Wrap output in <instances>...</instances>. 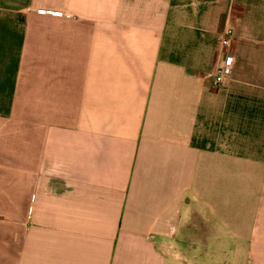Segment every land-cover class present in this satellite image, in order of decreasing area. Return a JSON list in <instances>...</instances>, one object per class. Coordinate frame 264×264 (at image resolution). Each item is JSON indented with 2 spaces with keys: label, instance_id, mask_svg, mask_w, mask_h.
<instances>
[{
  "label": "crops",
  "instance_id": "0c3cea01",
  "mask_svg": "<svg viewBox=\"0 0 264 264\" xmlns=\"http://www.w3.org/2000/svg\"><path fill=\"white\" fill-rule=\"evenodd\" d=\"M0 264H264V0H0Z\"/></svg>",
  "mask_w": 264,
  "mask_h": 264
},
{
  "label": "built area",
  "instance_id": "2783aa9c",
  "mask_svg": "<svg viewBox=\"0 0 264 264\" xmlns=\"http://www.w3.org/2000/svg\"><path fill=\"white\" fill-rule=\"evenodd\" d=\"M233 33V31L231 29H228L226 32L227 36H231ZM222 43L224 45V49L222 50V63L219 67L218 72L215 75V80H214V85L217 87L219 86V84H221L222 82H224V80L228 77L232 66L234 64V57L230 54V52L228 51V46H229V38L226 37L222 40Z\"/></svg>",
  "mask_w": 264,
  "mask_h": 264
}]
</instances>
